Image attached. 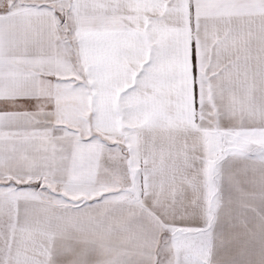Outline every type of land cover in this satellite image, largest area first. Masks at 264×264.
Masks as SVG:
<instances>
[{
	"label": "snow or ice",
	"instance_id": "snow-or-ice-1",
	"mask_svg": "<svg viewBox=\"0 0 264 264\" xmlns=\"http://www.w3.org/2000/svg\"><path fill=\"white\" fill-rule=\"evenodd\" d=\"M0 264H264V0H0Z\"/></svg>",
	"mask_w": 264,
	"mask_h": 264
}]
</instances>
